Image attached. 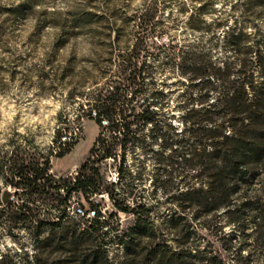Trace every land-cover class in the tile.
I'll use <instances>...</instances> for the list:
<instances>
[{"label":"rangeland","instance_id":"rangeland-1","mask_svg":"<svg viewBox=\"0 0 264 264\" xmlns=\"http://www.w3.org/2000/svg\"><path fill=\"white\" fill-rule=\"evenodd\" d=\"M23 1L0 0V150L10 156L17 146L26 155L46 161L49 173L57 178L74 173L91 157L102 128L92 118L95 113L90 115L81 104L87 102L89 88L105 80L101 70L117 33V50L133 48L137 38L128 20L134 15L157 2L136 95L144 105L157 109L163 131L171 130L170 123L182 130L184 112L196 105L203 91V81L191 64L192 54L183 61V52L223 62L234 57L227 31L244 25L255 33L259 23L264 34V12L246 18L244 0H31L17 11ZM143 133L151 134V126ZM159 143L130 145L125 156L119 151L118 157L98 165L105 181L114 183L120 200L141 206L139 211L150 208L148 221L166 229L174 211L168 201L172 187L181 179L182 165L170 163L174 159L170 151L156 155L153 151H161ZM6 192L7 202L0 203V264H83L70 252L63 230H55L52 240H44L51 226L41 228L37 219L52 221L63 216V226L72 227L74 222L68 218L83 217L87 202L78 194L67 196V189L27 200L22 190L15 191L0 177V195ZM90 200L99 204L102 219L109 223L107 264H130L135 252L146 251L151 244L148 239H142L134 251L126 249V235L137 216L115 208L107 193L94 194ZM92 216L90 212L86 219ZM194 226L200 229L196 245L228 261L237 259L244 238L239 232L236 238L232 236L235 227L224 211L207 227H200L199 222ZM40 233L42 241L37 238Z\"/></svg>","mask_w":264,"mask_h":264},{"label":"trees","instance_id":"trees-1","mask_svg":"<svg viewBox=\"0 0 264 264\" xmlns=\"http://www.w3.org/2000/svg\"><path fill=\"white\" fill-rule=\"evenodd\" d=\"M30 2L25 0L15 9L20 11ZM156 3L128 20L137 38L131 50L115 48L120 37L117 33L108 63L101 70L105 80L96 82L85 94L87 102L81 108L86 106L90 115L94 112L92 118L102 128L90 159L74 173L57 178L49 173L46 161L26 155L16 146L10 156L0 150V177L15 191L22 190L27 200L67 189V196L78 194L89 204L83 217L69 215L72 227L63 226V216L52 221L37 219L41 228L51 226L44 240H52L55 230H63L70 252L83 264H107L109 260L105 243L109 223L102 219L99 204L90 200L103 193L119 211L137 216L126 235L127 251L130 247L134 251L142 239L151 241L145 252H135L130 264H264V34L260 24L255 25V33L244 25L226 32L233 59L219 62L209 55L183 52V61L192 54L191 64L203 81V91L196 105L184 112L183 129L178 131L170 123L171 130L163 131L157 109L144 105L136 95L150 47L145 40L154 30ZM242 6L246 18L264 12V0H244ZM149 125L151 134L145 135ZM159 140L161 151L153 152L164 155L170 151L174 158L170 163L182 165L181 179L172 187L168 201L174 211L166 220V229L148 221L150 208L139 211L141 206L120 200L114 183L105 181L98 165L118 157L119 151L125 156L130 145ZM223 211L235 227L232 236L236 238L239 232L244 238L237 259L231 261L195 243L200 236L195 223L207 227ZM90 212L93 216L86 219ZM40 236L37 238L42 241Z\"/></svg>","mask_w":264,"mask_h":264},{"label":"water","instance_id":"water-1","mask_svg":"<svg viewBox=\"0 0 264 264\" xmlns=\"http://www.w3.org/2000/svg\"><path fill=\"white\" fill-rule=\"evenodd\" d=\"M2 199L4 202H7V200H8V193L7 192L3 194Z\"/></svg>","mask_w":264,"mask_h":264},{"label":"built area","instance_id":"built-area-1","mask_svg":"<svg viewBox=\"0 0 264 264\" xmlns=\"http://www.w3.org/2000/svg\"><path fill=\"white\" fill-rule=\"evenodd\" d=\"M81 212V208L78 209Z\"/></svg>","mask_w":264,"mask_h":264}]
</instances>
